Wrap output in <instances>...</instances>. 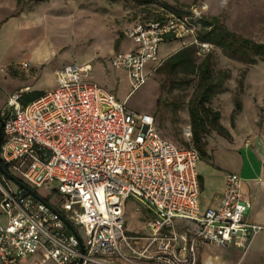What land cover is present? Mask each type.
Returning a JSON list of instances; mask_svg holds the SVG:
<instances>
[{"label":"built area","instance_id":"2783aa9c","mask_svg":"<svg viewBox=\"0 0 264 264\" xmlns=\"http://www.w3.org/2000/svg\"><path fill=\"white\" fill-rule=\"evenodd\" d=\"M205 1L183 12L164 11L124 30L135 47L116 51L111 63L128 70L135 90L146 81L145 64L159 59V45L178 40L195 45L201 55L212 43L198 36ZM91 64L67 63L56 70V85L26 104V86L10 93L1 112L0 158L9 172L36 189L56 184L61 213L15 185L1 186L0 264H197L195 241L230 244L245 253L263 225L245 214L251 201L242 192V177L226 173L219 203L202 210L197 173L199 152L189 124L180 147L161 135L155 117L127 107L112 92L87 79ZM1 71V68H0ZM129 198L152 213L146 234L125 230ZM194 221L190 235L178 232L174 219ZM82 231L83 235L79 232ZM82 245V246H81Z\"/></svg>","mask_w":264,"mask_h":264},{"label":"rangeland","instance_id":"374dc122","mask_svg":"<svg viewBox=\"0 0 264 264\" xmlns=\"http://www.w3.org/2000/svg\"><path fill=\"white\" fill-rule=\"evenodd\" d=\"M201 1L208 4L206 18L216 17L229 30L264 42V0H0V117L8 109V95L19 87L30 86L20 98L24 105L55 87L56 70L64 64L88 62V80L112 92L130 109L152 114L165 138L187 146L182 131L191 123L188 107L197 85L198 68L187 74L172 72L162 64L154 70L159 60L149 61L144 67L146 81L131 90L128 70L113 66L111 56L134 46L124 30L136 21L157 17L164 11L183 12ZM177 42L161 44L158 58L170 50L167 59L181 49L183 46L174 48ZM205 55L209 56L214 76L221 71L227 74L220 90L205 103L209 111L203 112L217 111L215 123L221 124L227 134L212 127L205 135L207 155L200 157L197 171L205 174L210 164L220 174H215L212 186L200 194L203 202L211 200L210 190L218 185L222 173L241 174L249 159L254 161L253 148L264 154V58L249 64L228 56L213 43ZM205 55L195 54L196 63ZM0 185L15 188L5 175H0ZM56 188L54 183L35 190L63 212L62 195ZM149 216L146 205L129 198L125 203L126 232H145ZM0 221L5 223L1 213ZM174 221L178 225L186 222L181 218Z\"/></svg>","mask_w":264,"mask_h":264},{"label":"trees","instance_id":"16d2710c","mask_svg":"<svg viewBox=\"0 0 264 264\" xmlns=\"http://www.w3.org/2000/svg\"><path fill=\"white\" fill-rule=\"evenodd\" d=\"M177 13L180 12L177 11ZM199 27L198 36L200 39L210 41L216 46H219L232 58L239 59L249 64L256 61L259 57L264 58V42L253 41L229 30L216 17L210 19L203 17L199 21ZM195 54H199L195 45L183 46L181 49L167 57V59H164L159 66L164 64L172 72L182 71L187 74L193 73L196 68H198V81L195 91L190 98L188 110L192 130L191 141L193 146L199 152L200 157H205L207 155L205 150V135L209 133L211 128L214 127L221 134H227V130L221 124L215 123L218 117L217 111L211 113L203 112L209 111L206 108L205 103L220 90L222 81L227 73L226 71H221L218 75L214 76L211 73L209 56L205 55L199 63H196ZM243 74L240 78V84L242 83L241 79H243ZM239 106L240 104L238 103V107ZM210 118H212L213 121H210ZM2 119L3 117H0V123L2 122ZM0 166L3 170L10 171L1 158ZM0 173V175H3L1 170ZM1 197L2 193L0 191V199Z\"/></svg>","mask_w":264,"mask_h":264},{"label":"crops","instance_id":"0c3cea01","mask_svg":"<svg viewBox=\"0 0 264 264\" xmlns=\"http://www.w3.org/2000/svg\"><path fill=\"white\" fill-rule=\"evenodd\" d=\"M168 41H178V40H168ZM178 46L179 47L182 46V43L180 41L177 42V45L174 48H177ZM134 47L135 44L132 48L128 50L134 49ZM118 51H127V50H118ZM169 51H166L164 53L165 56H162V59H164L168 55ZM26 86L30 87L29 85H24L22 87H19L18 90ZM187 124L190 125V122ZM252 150H253L252 154H254L253 156L254 161L252 162V160L249 159L247 168L243 169L241 174H239L242 177V192L245 195V197L251 201V207L246 212L245 219L249 222L257 223L264 226V154L263 153L258 154L257 147L253 148ZM205 168H206L205 174L199 173L197 171L200 181V194L205 190V187L207 188L209 186H212L213 176L215 174H220L217 173L218 171L214 169V167L211 166L210 164L206 165ZM226 173H222L221 176L219 175L220 177H219L218 185L210 190V195H212L210 201L203 202L200 199V195H199V202L202 210L206 209L209 206H215L219 203L220 195L225 185ZM151 218H152V213L150 212V216L148 220ZM148 220L145 222L146 224L145 232L133 233V234H146L148 231L147 229ZM183 220H185L186 222L182 225H178L174 221L173 222L174 228L178 232L187 231V233L191 237V235L196 229V224L194 221L191 220H187V219H183ZM195 246L197 252V264H264V228L258 231V233L255 235V237L252 240L250 248L245 253L242 251L241 248L235 245H230V244L217 245L203 241L201 239H196ZM35 259H36L35 256H30L24 259L21 264H34ZM48 262L57 264L53 260H48L42 264H47Z\"/></svg>","mask_w":264,"mask_h":264},{"label":"water","instance_id":"95a60500","mask_svg":"<svg viewBox=\"0 0 264 264\" xmlns=\"http://www.w3.org/2000/svg\"><path fill=\"white\" fill-rule=\"evenodd\" d=\"M1 141H2V122L0 123V144H1ZM0 170L2 171L3 175H5L6 177H8L16 186H18L19 188L23 189L27 193L31 194L32 196H34L35 198H37L39 201L45 203L49 209H51L52 211L56 212L66 222V224L69 226L70 230H72L73 232H76V229L70 223V221H68V219H66L61 213H59L57 211V209L51 203H49L45 198H43L42 196H40L36 192L35 189H33L30 186H28L25 182H23L18 177L14 176L8 170L7 171L6 170H3V168L1 166H0Z\"/></svg>","mask_w":264,"mask_h":264}]
</instances>
